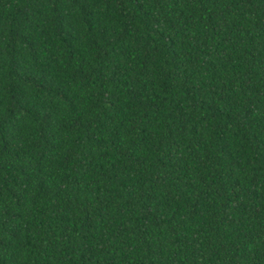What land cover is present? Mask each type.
Segmentation results:
<instances>
[{"label": "trees", "instance_id": "obj_1", "mask_svg": "<svg viewBox=\"0 0 264 264\" xmlns=\"http://www.w3.org/2000/svg\"><path fill=\"white\" fill-rule=\"evenodd\" d=\"M0 264H264V0H0Z\"/></svg>", "mask_w": 264, "mask_h": 264}]
</instances>
